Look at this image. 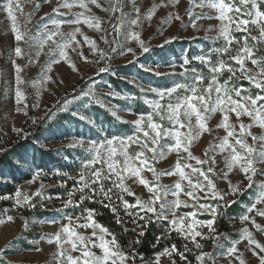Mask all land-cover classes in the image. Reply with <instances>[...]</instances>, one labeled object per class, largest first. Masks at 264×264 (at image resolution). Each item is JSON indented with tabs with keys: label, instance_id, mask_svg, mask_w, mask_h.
<instances>
[{
	"label": "snow or ice",
	"instance_id": "obj_1",
	"mask_svg": "<svg viewBox=\"0 0 264 264\" xmlns=\"http://www.w3.org/2000/svg\"><path fill=\"white\" fill-rule=\"evenodd\" d=\"M160 2L161 6H167L164 0H160ZM123 3L124 6H127L131 0H123ZM171 3L172 0H168V4ZM89 5L101 7L98 0H74V3L71 4L65 2L61 7H78L81 11L76 14L74 20H68L64 23L76 25L83 23L89 28L100 31V21L95 17L86 15L87 12H90ZM189 5L190 8L202 10L195 19L214 18L220 22L217 26V36L207 38L214 41L222 39L224 43L220 47L210 48L208 53L193 57L194 60L200 61L208 68V73H198L194 68L185 67L190 64V61L184 59L180 65L184 71L180 75L186 77L185 82H173L171 86L161 89L151 88L150 91L156 96V99L150 102L151 111L139 115L133 122L135 127L131 135L126 137L113 136L110 139L104 138L99 142L89 141L86 148L82 140H77L69 145V147L84 148L86 157L80 162L77 176L68 173L62 174L67 176L68 180L75 181L73 188L67 191L68 199L64 201L63 207L67 208L74 203L73 197L77 192L81 194V202L97 198H100L97 199V202L100 203L108 200L109 203L104 204V207H110L112 212L117 213L116 223L120 224L124 221L119 218L118 208L112 204L113 196H115L122 203L124 214L130 218L128 222L137 225L138 221L142 220L151 222L149 213L157 218L169 220L168 231H176L184 239L190 238L193 246L199 250L202 245L197 242L196 238L209 239L216 231L214 223L217 215H219V201H224L225 206L229 203L227 201L228 192L219 191L217 184L212 179V175L217 171L213 167L217 164L216 159L209 157L207 152L204 153L205 158L201 159L194 156L190 150L193 141L198 139L202 132L212 131L210 127L206 126L208 117L214 113L222 115V119L216 127L222 128L226 134L219 139V143L215 144L212 150L222 154L226 153L224 164L227 166L228 172L237 168L238 171L245 174V179L249 181L248 186L250 187L253 183V177L250 173L257 171L255 167L257 163H264V134L255 135L251 131L254 126L264 129V7H262L264 0H199V2L189 0ZM204 9L210 10L213 14L204 13ZM110 10L121 12L119 27L115 29L117 34L124 31L125 43L129 40H135L141 52L148 53L150 47L146 46L145 42L139 38L137 31L132 30V26L139 27L140 8L133 4L131 10L135 12V17L127 20H125V14L119 4H110ZM0 11L6 13L12 21L11 31L17 42L14 53L15 56L21 57L25 53L20 42L29 48L32 47L29 44L27 29L22 32L17 25L16 13L24 14L22 0H6L0 6ZM53 11H58V9H53ZM186 15L190 17L187 23L195 28V19H192L193 12L188 10ZM169 18L185 23L179 14L172 15L169 12ZM61 23V21L53 20L51 27L44 24L38 30L39 48L35 50V57H40L47 47L46 55L51 56L52 53H58L60 58H52L50 63H60L61 59L70 63L68 53L70 49L87 62L84 53L77 51L81 42L76 39V34L83 35L81 28L76 27L71 32L65 33L61 31ZM162 23L167 24L168 20H164ZM211 30L212 26L209 27L208 31ZM159 31L162 33L163 28L161 27ZM233 32H243L246 35L241 40L236 38ZM254 32L256 34H253ZM100 39L105 44L110 43L104 36H101ZM169 42L165 40V43ZM84 43L89 45L94 54L98 52L100 59H105L106 53L98 49L95 41H90L87 36H84ZM110 50L112 52L117 51L116 48H110ZM125 52L132 53L133 57L136 56L132 47L120 49L119 54L123 55ZM213 55L216 57L215 60L212 59ZM29 59H33V57L30 56ZM228 61H232L234 64H230ZM11 63L17 73L21 72V67L16 64L15 60ZM234 65H238V67ZM70 66L75 70L74 64H70ZM171 66L175 67V65ZM141 68L145 71H152L151 68L144 65H141ZM105 71H107L106 68H100V72ZM225 71L230 75L221 82V77ZM189 73H191L190 76ZM172 74L155 73L157 76ZM240 79H246L251 87L245 88L239 85ZM16 81L17 84L23 83L19 76ZM252 88L258 91L253 93ZM81 91L83 92V90ZM143 91L141 89V92ZM83 95L94 99L101 107H105L93 92L83 93ZM107 95H114V93L109 92ZM15 97L16 102L20 103L23 94L19 87L15 90ZM74 99H80V97L77 96ZM72 114L85 122L92 123L89 117L79 111ZM233 116L236 123L232 122ZM243 117H247L249 123L246 124ZM35 122L33 121V123ZM249 136L252 138L251 144L247 141ZM132 145H137L139 151L134 154L130 153L129 149ZM4 151L5 149L0 148V154ZM165 151L175 152L177 160L173 169L166 173H159L151 161L158 160L165 154ZM193 160L195 164L189 162ZM204 165H209L207 171L203 170L202 166ZM145 171L152 173L154 181H158L160 175H175L178 180L172 186L150 182L141 175ZM228 172L222 173L223 179H228ZM43 175L46 174L37 168L32 180L34 181ZM127 175L139 178V184L143 185L150 193L147 199L137 198L135 203H129L124 199L123 193L134 194L125 185ZM106 184H110L111 187H106ZM61 186H64V182L61 183ZM114 189L119 191L114 193ZM229 191L238 193L240 189L232 187L229 180ZM39 194L37 192L34 195ZM169 195L173 199L168 200L166 197ZM181 196L185 199L182 200ZM208 199L217 201L216 206L201 202ZM15 201L16 206L19 207L35 206L32 203V197L19 189L16 190ZM234 202L232 201V203ZM182 206L194 210L178 214V210ZM204 213H208L212 218L207 220L197 218L198 214L203 215ZM253 213L255 216L250 215ZM256 217L261 218L260 223L257 222ZM63 219L67 223L51 222L59 223L60 227L47 240L49 244L54 243L58 249L57 255L60 258L58 264H129V261L131 264H135L136 253H128L113 233L95 221L93 209L83 208L79 216L66 215ZM12 220V216H7V221ZM240 220L250 223L257 232L264 233V182L259 185L254 200L250 202L246 213L241 215ZM3 222V218H0V223ZM25 227H27V222H25ZM205 227L208 229L207 236L199 230ZM87 229L92 231L87 233ZM139 235L143 236L144 232L140 231ZM240 240H247L249 246H254L253 255L256 254L254 249H259L260 253H264V244L253 238V233L248 227H243L240 239L231 243L227 249V255L233 256L237 253V244L240 243ZM135 243H140V241L136 240ZM8 247H11V243L6 245V248ZM95 249H99V253ZM4 251L5 249H0V253H4ZM163 251L168 254L169 259L172 258L173 254L178 255L181 260L186 259L183 252L177 251L175 244L172 245L171 249L165 248ZM209 256V253L200 252L195 259L198 264H207L206 258ZM237 259H239V264H245L239 256ZM0 264H4V262L0 261ZM172 264H176L175 260L172 261ZM259 264H264V255L259 256Z\"/></svg>",
	"mask_w": 264,
	"mask_h": 264
},
{
	"label": "rangeland",
	"instance_id": "obj_2",
	"mask_svg": "<svg viewBox=\"0 0 264 264\" xmlns=\"http://www.w3.org/2000/svg\"><path fill=\"white\" fill-rule=\"evenodd\" d=\"M5 2L6 0H0V6ZM65 2L71 4L74 3V0H26V2L22 0L24 14L16 13L17 25L22 32L27 29L29 44L32 47L29 48L23 42H20V46L23 47L25 53L21 57L15 56L14 53V47L17 45V42L11 31L12 21L7 17L6 13L0 11V134H2L1 136L4 141L8 145H11L16 141L20 132L26 134L36 122L44 119L43 131L35 138L33 150L48 152L58 162L70 164L73 161L76 164L75 173H68L65 169L52 166L40 168L37 159L35 162L32 157V151L29 149L22 154L21 158L15 157L11 167L0 168V173H2V176H0V184H10L13 188L10 193L0 195V218L4 220L3 223H0V249H5L4 253H0V257L11 263L58 264L59 262L60 258L57 255L58 249L54 243L49 244L47 240L59 229L60 224L51 222L59 221L60 223H67L63 219L66 215L73 217L79 216L81 211L75 205H69L67 208L63 207L64 201L68 199L67 191L70 187L66 183L62 187V182L54 183L51 181L54 179L53 174L56 171L59 177H63V173L77 176L80 162L86 157L84 148L79 146L69 147V145L77 140H82L86 148L89 141L99 142L104 138L110 139L113 136L126 137L131 135L135 127L133 122L139 115L147 114L151 111L150 102L156 99L155 94L150 91L151 88L161 89L171 86L173 82H185L186 77L180 75L184 71L180 67L184 59L190 61V64L185 67L189 69L194 68L198 73H208V68L203 63L193 59L194 56L205 54L200 49V45H197L190 51V57L188 48L182 46L177 48L178 57H174L169 52L165 58L155 56L151 60L138 65L140 68L141 65L151 68L152 71L147 72L153 75L156 72L162 74L173 73L172 75H155L156 78L161 80L157 85H144L132 76L121 75L118 77L129 82L131 89H123V91L113 89L109 82V77H117V74L112 68L117 64L134 62L136 58L146 53L141 52L135 40H129L125 43L124 31L117 34L115 29L119 27L121 12L111 11L110 4H119L125 14V20L135 17V12L131 10L133 4L140 8L139 27L132 26V30L137 31L139 38L145 42L146 46L150 47L149 52L153 48L160 47V45L167 46L176 40L184 38L197 37L209 40L211 38L207 37L217 36V26L220 23L214 18L195 19L197 14H201L202 10L190 8L189 0H172L171 4H168V0H164L167 6H161L160 0H131V3L127 6H124L123 0H98L101 7L97 8L95 5H89L90 12L86 13L87 16L95 17L100 21L101 30L98 31L95 28H89L83 23L80 25L64 23L68 20H74L76 14L81 11L78 7H61ZM53 9H58V11H53ZM188 10L193 12L192 19H195V28L190 23H187L190 19L186 15V11ZM169 12L172 15H181L185 23L169 18ZM203 12L209 15L213 14L208 9H204ZM116 15L117 19L115 20ZM53 20L62 22L61 31L65 33L71 32L76 27L81 28L83 35L76 34V39L81 42L77 51L84 53L87 57V62L70 49L68 50L70 63L62 59L60 63H50L52 58H60L58 53H52L51 56L46 55L47 47H45L40 57H35V50L39 48L37 32L44 24H48L51 27ZM164 20H168V23L163 24L162 22ZM210 26H212V30L208 31ZM161 27L163 28L162 33L159 31ZM253 34L256 33L254 32ZM84 36H87L90 41H95L98 49L103 50L105 53L106 44L100 37L104 36L107 40L109 39V51L106 53L105 59H100L98 52L94 54L91 51L89 45L84 43ZM165 40L170 42L165 43ZM126 47H132L136 52V56L133 57L132 53L127 52L120 55V49ZM110 48H116L117 51L112 52ZM30 56L33 59H29ZM215 59L216 57L213 60ZM13 60L21 67V72L17 73L15 71L11 63ZM225 60H227V57H225ZM70 64L75 65V70ZM171 65H175V67L173 68ZM197 65L205 66L206 69H201ZM101 67L106 68L107 71L100 72ZM190 75L191 73H189ZM18 76L23 83L17 84L16 78ZM224 79H227V77L225 78L222 75L221 82ZM17 87H19L23 94L20 103L16 102L15 97ZM141 89L144 91L141 92ZM88 92H93L103 102L105 107H101L94 99L83 95V93ZM109 92L114 93V95H107ZM77 96L80 99H74ZM134 96L146 108V112L136 114L131 111V107L133 106V101L131 100H133ZM61 98H64V100L60 104H57ZM17 109L20 110L18 111ZM76 111L89 117L92 123L85 122L73 116L72 113ZM103 116L115 118L118 122L126 124L130 128V131L128 133L126 131L119 132V134L116 133L117 130L114 128V123H112L113 126L104 124ZM221 119L222 115L220 113H214L209 116L206 126L210 127L212 131L202 132L200 137L193 141L190 150L194 156L201 159L205 158V152L208 153L209 157L216 159L217 164L213 165V167L217 171L212 175V179L217 184L219 191L222 193L228 192L227 199L229 201L239 199V196L243 193L247 194L245 201L241 203L243 208L242 212L229 218V234L212 257V263L239 264V259H237V256H239L244 260L245 264H259V256L264 255V253H260L259 249H254L256 254L253 255L252 249L254 246H249L247 240H240V243L237 244L238 251L233 256L227 255V249L233 241L240 239L241 229L243 227H248L253 233V238L259 243L264 244V233L257 232V230L251 227L250 223L240 220L241 215L246 213L250 202L254 200L259 185L264 182V163H257L255 165L257 171L250 173L253 177V183L250 187L248 186L249 181L245 179V174L238 171L237 168L228 172V168L224 164V156L226 153L222 154L219 151L214 152L212 150L213 146L219 143V139L226 134L222 128L216 127ZM243 120L246 124L249 123L247 117H243ZM33 121L36 122L33 123ZM232 122L236 123L234 116L232 117ZM251 131L255 135L264 134V129H260L258 126H254ZM247 141L250 144L252 143L251 136L247 137ZM129 151L134 154L136 151H139V147L132 145ZM148 155L151 156V154ZM176 160L177 156L175 152L169 153L165 151L162 157L156 161H151V163L157 172L166 173L174 168ZM189 162L195 164L194 160ZM202 167L203 170L207 171L209 165ZM37 168L42 170L46 175L33 181L32 177ZM58 172H60V175H58ZM223 172H228V179H223ZM141 175L150 182L168 186H172L178 180V177L175 175H160L159 180L154 181L152 173L148 171L142 172ZM13 176H16V180ZM229 180L231 181L232 187L240 189L238 193L229 191ZM29 181L31 183H28ZM125 185L139 199H147L150 195L147 189L139 184L138 177L127 175L125 177ZM109 187H111L110 184ZM17 189L31 196L32 203L35 206H16L15 193ZM117 191L119 190H113L114 193ZM37 192L40 194L34 195ZM166 198L168 200L173 199L170 195ZM181 199L183 200L185 197L181 196ZM112 202H118L119 217L127 223L130 218L124 214L122 203L119 200L116 202V199L112 200ZM201 202L214 206L210 202V199L207 201L202 200ZM193 210L192 208H184L182 206L178 210V214ZM40 212H43L42 215L37 217L36 215ZM250 215L255 216L254 213ZM7 216H12L13 220L7 221ZM205 216H208V218ZM197 218L207 220L212 217L208 213H204L203 215L198 214ZM256 219L258 223L261 222V218L256 217ZM161 220L166 221L170 227L169 220ZM25 222H27V227H25ZM127 224L130 226L133 223L128 222ZM133 225L135 228L140 227L141 221H138L139 226L137 224ZM199 230L205 236L208 235V229L206 227ZM91 231V229L86 230L87 233ZM214 235L215 233L212 234L211 238ZM182 239L186 248L196 255H199L200 252L207 253L206 241L210 238H196L197 242L202 245V248L199 250L193 246L190 238ZM9 243H11V247L6 248V245ZM168 248L171 249V247ZM133 250L134 247L131 246L127 252L132 253ZM95 251L99 253V249H95ZM173 260H175L176 264H185L176 254H173L172 258L169 259L168 254L164 253L163 250L153 258L137 257L135 264H172ZM129 264H131V261H129Z\"/></svg>",
	"mask_w": 264,
	"mask_h": 264
},
{
	"label": "trees",
	"instance_id": "obj_3",
	"mask_svg": "<svg viewBox=\"0 0 264 264\" xmlns=\"http://www.w3.org/2000/svg\"><path fill=\"white\" fill-rule=\"evenodd\" d=\"M117 19V15L115 16V20ZM233 35L241 39L246 35L243 32H233ZM109 41V39H108ZM224 41L218 40L214 41L213 39L205 40L202 38H184L181 40H176L172 44H169L167 46L163 47H157L153 48L151 52L142 54L140 57L136 58L134 62H130L127 64H117L112 69L115 70L117 77L111 76L109 77V82L111 84V87L117 91H123V89L130 90L131 85L129 82H126L119 78L118 76H132L140 83L144 85H150L155 86L157 85L161 80L159 78H156L155 75L150 74L149 72L143 70L138 65L144 63L145 61L151 60L155 56H160V58L167 57V54L169 52L172 53L174 57H178L177 48L186 46L188 48V53L190 57V51L196 47L197 45H200V49L208 53V50L210 48H216L220 47ZM250 43H252L250 41ZM106 53L109 51V44H106L105 47ZM209 55H211L209 53ZM215 56H212V59H214ZM230 64H234L232 61H228ZM197 64V63H196ZM201 69H206L205 66L197 65ZM238 67V65H234ZM224 77H228L230 73L224 72ZM239 85H242L243 87L250 88L248 81L246 79H241L239 82ZM253 93H255L256 89H251ZM135 99L131 100L132 107L131 111L136 114H141L143 112H146V108L138 101L136 96H134ZM64 98H61L57 104H60ZM56 104V105H57ZM104 124L106 123L109 126H113L117 130L116 133L119 134V132H125L128 133L130 131V128L126 126V124L122 122H118L115 118L109 117V116H103L102 117ZM43 121L44 119H41L40 121L36 122L34 126H32L26 134L23 132H20L16 141L12 143L11 145H8L4 139L2 138V134H0V148L5 149V151L0 154V168L2 167H11L13 163V159L15 157L21 158L22 154L29 149L32 151V157L34 161L36 162V159L38 161V165L40 168H46L48 166H52L59 169H65L68 173H72L76 169L75 162H71L70 164H65L63 162H58L52 158L48 152L44 151H37L33 150L34 147V140L35 138L43 131ZM112 123H114L112 125ZM128 127V128H127ZM62 171V170H59ZM75 173V172H74ZM54 179L51 182L59 183L64 182L66 183L71 190L75 184L74 180H68L67 177H59L56 173L53 174ZM58 175H60V172H58ZM16 180V176H13ZM19 179V178H17ZM106 187H109V184H106ZM13 190L12 186L10 184H0V195L4 193H10ZM87 194V192H86ZM246 194L243 193L239 196V199L227 201L229 202L227 206H225L224 201H219V215H217L214 223V227L216 229L215 235L206 241L207 244V253L210 254L207 260V264H213L212 263V257L215 255V253L218 251L219 246L225 241L226 237L229 234L230 230V224H229V218L235 215H238L242 212V204L243 201L246 199ZM80 193L77 192L75 196L73 197L74 203L72 205H75L79 208L80 211H82L83 208L87 209H93L94 210V219L97 223L102 225L103 227L107 228L111 233H113L117 239L118 242L121 244V246L128 251V249L132 246L134 247L133 252L136 253L135 259L137 257H143V258H153L155 255L160 253L162 250L168 247H172L173 244L177 246L178 252H183L184 256L186 257L183 262L185 264H198L195 257L197 256L194 252L186 248L184 241L180 235L176 233V231L169 232V226L166 221L161 220L160 218H157L153 214L149 213L148 216L151 218V222H147L142 220L141 226L136 227L132 224L129 226L126 222L117 224V213H114L111 211V208L104 207V204L109 203L108 200H104L103 203L97 202V199L93 200H84L81 202L80 200ZM124 199H126L129 203H135V200L137 197L135 195H128V193H123ZM115 196H113V200H115ZM118 200L116 199V202ZM232 201H235L232 203ZM210 202L216 206L217 201H214L210 199ZM114 206H117V203L112 202ZM43 212H40L36 216L39 217L42 215ZM119 213V212H118ZM143 215V213L141 214ZM208 218V216H205ZM120 218V217H119ZM146 225V226H145ZM143 231L144 235L140 236L139 232ZM136 240H139L140 243H135ZM205 241V240H204ZM187 249V250H186ZM132 252V253H133ZM0 261H3L4 264H23V263H11L3 260V258L0 257Z\"/></svg>",
	"mask_w": 264,
	"mask_h": 264
}]
</instances>
